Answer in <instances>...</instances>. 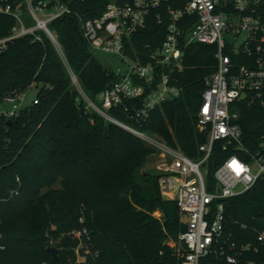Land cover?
Masks as SVG:
<instances>
[{
	"label": "trees",
	"instance_id": "1",
	"mask_svg": "<svg viewBox=\"0 0 264 264\" xmlns=\"http://www.w3.org/2000/svg\"><path fill=\"white\" fill-rule=\"evenodd\" d=\"M107 1L73 2L71 15L49 24L92 99L117 75L87 43L76 14L98 15ZM184 3L173 0L154 9L146 27L133 37L136 50L146 54L148 44L153 49L161 45L167 7ZM185 20L191 25V17ZM15 22L0 14V38ZM38 34L39 39L18 37L0 51V108L6 96L38 89V103L24 106L18 116L0 113V264H178L179 236L187 223L176 201L162 195L161 175L145 170L156 148L97 113L85 114L58 49L43 31ZM216 50L199 43L187 47L183 69L172 74L179 95L155 109L142 126L128 119L122 107L111 113L197 158L198 146L208 136L197 113L215 71ZM237 105L244 141L256 144L264 132V108L259 103ZM228 156L216 143L209 177ZM225 215L233 240L254 241L255 229L264 224V183L226 199ZM79 242L86 250L82 260L76 253ZM49 246L57 248V259L47 251Z\"/></svg>",
	"mask_w": 264,
	"mask_h": 264
},
{
	"label": "built area",
	"instance_id": "2",
	"mask_svg": "<svg viewBox=\"0 0 264 264\" xmlns=\"http://www.w3.org/2000/svg\"><path fill=\"white\" fill-rule=\"evenodd\" d=\"M83 1L0 0V14L16 21L11 32L0 38V51L18 37L35 35L39 39L38 31H43L59 51L83 101L84 113H97L162 151L168 162L160 177L161 191L176 201L187 223L179 236L178 264H264V224L255 229L254 241L238 243L233 240L225 215L226 199L250 190L260 181L264 183V132L256 144L246 143L236 106L246 102L264 108V0H184L180 7L168 6L166 36L154 49L148 44L146 54L136 50L133 37L146 27L154 9L173 0H108L98 15L77 13L90 47L118 58L123 66L112 70L117 80L96 99L82 89L57 35L49 28L55 19L73 13L71 3ZM23 9L30 14L33 25L22 19ZM161 16L159 12V23L163 22ZM186 17H191V25ZM195 43L214 45L217 50L215 71L207 79L197 113L199 127L206 128L208 136L198 146L199 156L191 158L179 147L155 142L153 133L139 126L155 109L179 95L172 74L183 69L185 50ZM25 101V93L10 94L4 102L12 108L0 113L9 118L18 116ZM33 102L38 103L37 98ZM115 107H122L128 119L139 126L114 116L111 110ZM216 143L229 156L209 182L210 158Z\"/></svg>",
	"mask_w": 264,
	"mask_h": 264
},
{
	"label": "rangeland",
	"instance_id": "3",
	"mask_svg": "<svg viewBox=\"0 0 264 264\" xmlns=\"http://www.w3.org/2000/svg\"><path fill=\"white\" fill-rule=\"evenodd\" d=\"M21 17L27 25H33L34 24V21L32 20V18H31L30 14L28 13L27 10H25V9L22 10ZM98 57L101 60V62L110 70H115L118 67H123L122 63L119 61L118 58L110 57L108 55H104L101 53H98ZM37 91H38V89L36 87H32L25 93L26 101H25L24 105H29L33 102L34 98L36 97ZM11 108H12L11 104L4 103L0 108V112L7 110V109H11ZM153 139L157 143L166 142L165 139L158 134H153ZM167 162H168V159L166 156H164L162 151L159 149H156L155 153H153L149 157L147 164L145 166V170H148L152 173L161 175V173L164 169V166ZM214 173H215V170L212 172V177L211 176L208 177L209 182H211V178H214ZM55 186L60 187V182H58ZM162 195L164 196V198L172 200V197L166 195L163 191H162ZM49 231H51V230H48V232ZM51 235H52V231L50 234L47 233V236H51ZM77 236H78V234L75 233L74 237H77ZM51 247H53V246H51ZM76 253H77V258L79 260L85 259L86 250H85L84 246L82 245V242H79L78 245L76 246Z\"/></svg>",
	"mask_w": 264,
	"mask_h": 264
},
{
	"label": "water",
	"instance_id": "4",
	"mask_svg": "<svg viewBox=\"0 0 264 264\" xmlns=\"http://www.w3.org/2000/svg\"><path fill=\"white\" fill-rule=\"evenodd\" d=\"M50 233H51V231L48 232V234H50ZM47 251L52 255V257L54 259H57V257H58L57 248L49 246V247H47Z\"/></svg>",
	"mask_w": 264,
	"mask_h": 264
},
{
	"label": "bare ground",
	"instance_id": "5",
	"mask_svg": "<svg viewBox=\"0 0 264 264\" xmlns=\"http://www.w3.org/2000/svg\"><path fill=\"white\" fill-rule=\"evenodd\" d=\"M171 195V193H169Z\"/></svg>",
	"mask_w": 264,
	"mask_h": 264
}]
</instances>
